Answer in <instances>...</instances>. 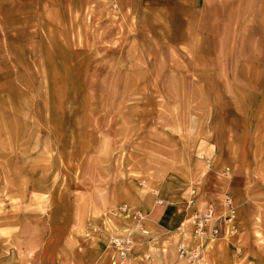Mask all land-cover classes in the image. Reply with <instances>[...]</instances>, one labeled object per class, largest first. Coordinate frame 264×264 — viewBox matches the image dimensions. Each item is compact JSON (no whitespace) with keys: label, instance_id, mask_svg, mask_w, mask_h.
Masks as SVG:
<instances>
[{"label":"rangeland","instance_id":"rangeland-1","mask_svg":"<svg viewBox=\"0 0 264 264\" xmlns=\"http://www.w3.org/2000/svg\"><path fill=\"white\" fill-rule=\"evenodd\" d=\"M218 1L198 36L68 0L9 34L0 264H111L126 236V264H264V0L230 20ZM226 193L234 232L197 238L192 218ZM155 200L169 226L147 223Z\"/></svg>","mask_w":264,"mask_h":264},{"label":"crops","instance_id":"crops-1","mask_svg":"<svg viewBox=\"0 0 264 264\" xmlns=\"http://www.w3.org/2000/svg\"><path fill=\"white\" fill-rule=\"evenodd\" d=\"M70 3H81L87 2V6L90 7V15L97 17H108L109 15L123 14V15H134L146 13L145 25L149 24H165L167 30L174 29L175 25L180 28L189 31L191 35L198 36L199 28L207 26V21H214L212 26L220 25V9L223 4L218 0H68ZM59 0H0V59L4 56V44L7 43L10 33L15 32L16 28L20 26H28L30 28L33 21L43 19L44 12L42 5L43 3H57ZM230 4L231 10L229 14L230 19H246L249 18L248 11H238L235 0H227ZM38 3V4H37ZM242 6L246 8L248 6L247 0L243 1ZM239 5V8H243ZM85 8V7H84ZM52 17L60 18L59 5L55 8L52 6ZM239 13V14H238ZM25 22V23H24ZM30 22V23H29ZM107 22H109L107 20ZM141 25L140 21L138 22ZM138 23H131V25H138ZM59 24V23H58ZM38 26V25H37ZM128 26H130L128 24ZM39 27V26H38ZM37 27V29H38ZM25 30V29H24ZM29 31V29H27ZM185 34V32H184ZM184 40L188 39L184 35ZM182 39V40H183ZM183 42V41H182ZM179 41L178 43H182ZM191 41H187L186 44L189 46ZM3 60H0V84L2 81L1 73L3 71ZM237 202V201H236ZM239 207V204L237 202ZM147 215L149 225L153 227L157 224L160 226H169L173 219L172 210L167 205H163L161 202L155 200L153 206L147 207L143 210ZM168 222L161 220L162 216ZM156 225V226H157Z\"/></svg>","mask_w":264,"mask_h":264},{"label":"built area","instance_id":"built-area-1","mask_svg":"<svg viewBox=\"0 0 264 264\" xmlns=\"http://www.w3.org/2000/svg\"><path fill=\"white\" fill-rule=\"evenodd\" d=\"M202 159L204 154L199 155ZM229 171V170H228ZM227 171V172H228ZM223 211L218 212L214 203H210L199 215L194 219L195 236L197 238H216L222 233V229L227 232V227L231 226L229 231L235 229V220L237 216V203L235 198L229 194L222 197ZM116 253L112 255L111 264H126L129 254L132 251L133 242L129 236L123 238H114L112 240ZM184 249V247L182 248Z\"/></svg>","mask_w":264,"mask_h":264},{"label":"bare ground","instance_id":"bare-ground-1","mask_svg":"<svg viewBox=\"0 0 264 264\" xmlns=\"http://www.w3.org/2000/svg\"><path fill=\"white\" fill-rule=\"evenodd\" d=\"M193 219H194V217L192 218V221L194 222V220H193ZM193 222H192V223H193ZM194 233H195V232H194ZM204 239H208V238H204ZM204 239H203V240H204Z\"/></svg>","mask_w":264,"mask_h":264}]
</instances>
